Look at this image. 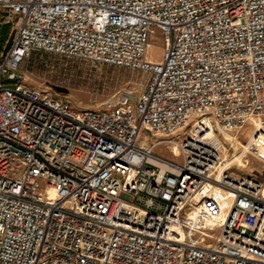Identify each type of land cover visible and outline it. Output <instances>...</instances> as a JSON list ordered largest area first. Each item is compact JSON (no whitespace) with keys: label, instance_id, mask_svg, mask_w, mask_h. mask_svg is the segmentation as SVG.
Listing matches in <instances>:
<instances>
[{"label":"built area","instance_id":"obj_1","mask_svg":"<svg viewBox=\"0 0 264 264\" xmlns=\"http://www.w3.org/2000/svg\"><path fill=\"white\" fill-rule=\"evenodd\" d=\"M0 20V264H264V0H0ZM31 52L146 81L74 106L23 82Z\"/></svg>","mask_w":264,"mask_h":264},{"label":"rangeland","instance_id":"obj_2","mask_svg":"<svg viewBox=\"0 0 264 264\" xmlns=\"http://www.w3.org/2000/svg\"><path fill=\"white\" fill-rule=\"evenodd\" d=\"M12 34L11 27L10 35ZM163 50L162 37L157 34L152 38L147 49V58L152 62H160ZM19 73L24 78V83L46 89L74 106L97 108H103L109 98L117 97L126 91H131V95L137 97L146 81V75L140 71L59 57L46 52H31L20 64ZM249 129V126H245L241 130L238 136L239 143L244 142L248 137ZM181 133L183 131L164 137L143 132L140 137L144 142L152 143L155 139H175ZM233 149L238 151L240 146L233 143V148L224 149L223 153L230 155ZM154 150L176 161L181 160L177 151L166 144L157 146ZM249 162L248 167L237 171L250 173L251 169L259 170L262 166V163L254 157H249ZM237 163L241 165V161L237 160ZM257 174L264 179L263 172L258 171Z\"/></svg>","mask_w":264,"mask_h":264},{"label":"trees","instance_id":"obj_3","mask_svg":"<svg viewBox=\"0 0 264 264\" xmlns=\"http://www.w3.org/2000/svg\"><path fill=\"white\" fill-rule=\"evenodd\" d=\"M10 24L4 23L0 20V52L3 50V47L6 43V40L10 38Z\"/></svg>","mask_w":264,"mask_h":264},{"label":"bare ground","instance_id":"obj_4","mask_svg":"<svg viewBox=\"0 0 264 264\" xmlns=\"http://www.w3.org/2000/svg\"><path fill=\"white\" fill-rule=\"evenodd\" d=\"M226 138L227 139H229V140H232V138L230 137V136H226ZM227 161H229L228 159H226ZM235 160L237 161V160H239V161H241V159H239V156H235ZM241 163H242V161H241Z\"/></svg>","mask_w":264,"mask_h":264}]
</instances>
